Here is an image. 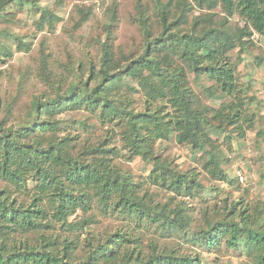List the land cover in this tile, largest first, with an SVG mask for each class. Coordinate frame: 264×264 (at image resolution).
<instances>
[{
	"label": "trees",
	"instance_id": "obj_1",
	"mask_svg": "<svg viewBox=\"0 0 264 264\" xmlns=\"http://www.w3.org/2000/svg\"><path fill=\"white\" fill-rule=\"evenodd\" d=\"M20 2L23 0H0V12ZM150 2L147 7L137 0L133 17L143 37L138 54L129 52L127 59L117 64L109 38H105L100 42L98 68L92 63L88 68H72L75 81L62 90L52 85L51 95L33 97L23 121L8 124L15 101L4 103L0 97V264H201L198 253L178 254L153 238L146 239L142 229L148 226L181 233L187 242L205 249L223 243L247 253L252 264H264V203H225L219 217L216 213L205 228L191 231L182 207L174 210L167 202H155L147 188L142 189L140 180L110 164L109 154L116 155L113 147L98 143L79 148L76 136L52 137L62 129L60 121L54 119L56 114L81 108L98 112L103 121L121 126V139L129 154L153 162L148 182L185 194L200 187L194 174L179 173L157 160L153 144L177 131L178 142L205 148L202 129L212 122L200 109L186 71L214 81L224 95L234 94V68L226 55L242 41L240 35L250 36L254 30L264 38V0H180L178 13L171 11V0ZM191 2L207 8L220 5L252 30L245 26L237 37L228 30L226 20L216 26L201 25L204 16L194 17L192 27L182 30ZM25 3L41 10L49 22L50 11L33 0ZM6 52L7 45L0 39V55ZM173 57L187 70L176 65ZM126 77L137 81L146 101L166 100L172 113L162 110L164 102L155 109L144 106V110L135 111L130 106L132 87L122 88ZM242 106L238 99V103L216 110L215 117L235 123L241 118ZM214 168L218 172L215 176H224L216 163ZM30 182L34 183L31 188ZM78 210H98L122 220L123 225L103 237H91L93 214L70 220ZM61 231L76 240L82 236V242L68 241ZM79 251L82 256L76 260Z\"/></svg>",
	"mask_w": 264,
	"mask_h": 264
},
{
	"label": "rangeland",
	"instance_id": "obj_2",
	"mask_svg": "<svg viewBox=\"0 0 264 264\" xmlns=\"http://www.w3.org/2000/svg\"><path fill=\"white\" fill-rule=\"evenodd\" d=\"M25 1L11 4L0 12L3 14L0 17V39L7 45V54L0 55V97L4 103L15 101L8 124L16 119H25L33 97L51 95L54 92L52 85L62 90L75 81L72 68H88L92 63L97 69L100 42L105 38H109L117 64L124 62L129 52L138 54L142 46L143 37L133 19L137 0H33L42 9L50 11V23L46 17H42L41 10ZM179 1L171 0L173 13H178ZM140 2L143 6H151L150 0ZM198 16L206 18L205 22L199 21L204 26H216L226 20L228 30L236 33L237 37L245 26L252 30L250 25L237 15L228 14L220 5L207 8L194 3L188 12V22L181 29L192 27L194 17ZM240 36L242 41L226 55L234 68L237 89L234 94L224 95L214 81L186 71L188 84L197 97L200 109L212 122L211 126L202 129L205 148L199 149L189 141L178 142L177 131L153 144L157 160H163L170 169L179 173L195 175L200 187L192 194L148 182L153 162L129 154L121 139V126L114 121H103L98 112L91 113L81 108L56 114L54 119L60 121L62 129L52 133L53 139L68 134L77 137L75 142L79 148L82 144L98 143L113 147L116 155L109 154L110 164H116L135 180H140L142 189L147 188L155 202H167L174 210L182 207L183 213L188 215L191 231L205 228L206 221L217 217L216 213L219 217L225 203L242 200L247 205L263 204L264 38L254 30L250 36ZM19 40L22 41L20 44ZM173 58L176 65L187 70L177 57ZM87 68L83 73L84 78L88 75ZM122 84V88L132 87L130 106L135 111L144 110V106L155 109L164 102L162 110L172 113L166 100L146 101L147 96L137 86V81L126 77ZM238 99L243 106L237 122L230 123L226 118L220 120L215 117L216 110L229 103H238ZM2 114L1 110L0 116ZM215 163L224 176H215L218 173L214 168ZM236 169L242 172L243 180L236 177ZM33 184L30 182L29 187ZM90 214H93L95 222L89 223L88 236L100 238L123 225L122 220L98 210L85 213L78 210L70 220L78 221ZM83 231L82 235L85 236L88 230ZM142 233L146 239H155L164 249L174 250L178 254L198 253L201 264H252L247 253L229 249L223 243L218 248L205 249L187 242L181 233L161 232L153 226L143 228ZM60 234L71 242H82L83 239L80 236L76 240L73 235L63 231ZM81 256L82 252L79 251L75 259Z\"/></svg>",
	"mask_w": 264,
	"mask_h": 264
},
{
	"label": "built area",
	"instance_id": "obj_3",
	"mask_svg": "<svg viewBox=\"0 0 264 264\" xmlns=\"http://www.w3.org/2000/svg\"><path fill=\"white\" fill-rule=\"evenodd\" d=\"M235 175L239 180H243V175L242 172L240 170H235Z\"/></svg>",
	"mask_w": 264,
	"mask_h": 264
}]
</instances>
